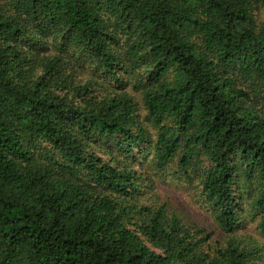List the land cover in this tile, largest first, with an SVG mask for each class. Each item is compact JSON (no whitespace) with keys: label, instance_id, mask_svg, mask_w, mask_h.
I'll return each mask as SVG.
<instances>
[{"label":"trees","instance_id":"obj_1","mask_svg":"<svg viewBox=\"0 0 264 264\" xmlns=\"http://www.w3.org/2000/svg\"><path fill=\"white\" fill-rule=\"evenodd\" d=\"M169 169L233 235L140 201ZM255 215L264 0H0V264H259Z\"/></svg>","mask_w":264,"mask_h":264},{"label":"rangeland","instance_id":"obj_2","mask_svg":"<svg viewBox=\"0 0 264 264\" xmlns=\"http://www.w3.org/2000/svg\"><path fill=\"white\" fill-rule=\"evenodd\" d=\"M174 172V169H169L164 173L154 175L151 188L148 189V193H144L140 201L166 204L168 213H175L183 222L203 229L201 237L210 234L209 243L233 235V232H223L214 222L209 206L202 202L199 195L198 182L196 180L189 182V180L179 178ZM145 183L148 185L147 181ZM258 216L255 215L249 220H241L238 227L234 229V236L243 244L256 242L264 249V232L256 227ZM259 264H264V251Z\"/></svg>","mask_w":264,"mask_h":264}]
</instances>
